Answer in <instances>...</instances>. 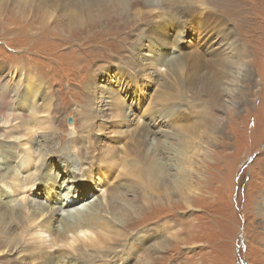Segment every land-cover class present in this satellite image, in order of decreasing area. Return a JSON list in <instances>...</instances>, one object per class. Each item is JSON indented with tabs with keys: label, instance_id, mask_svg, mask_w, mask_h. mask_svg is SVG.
<instances>
[{
	"label": "bare ground",
	"instance_id": "bare-ground-1",
	"mask_svg": "<svg viewBox=\"0 0 264 264\" xmlns=\"http://www.w3.org/2000/svg\"><path fill=\"white\" fill-rule=\"evenodd\" d=\"M4 1L0 0V11ZM240 1L235 6L231 5L241 12L244 8L248 14V18L241 21L244 27L239 29L240 39L238 36L232 38L229 23L219 14L220 8L214 4L207 5L205 0H16L15 9L11 6L5 13H0V19L8 15L5 17L7 21L19 24V28L14 27L15 30L24 32L34 42L47 43L48 48L45 50H34V43L28 50L38 54L33 56L36 60H45V64L54 61L57 67L61 60L69 65L62 58L70 52L69 40L76 36L70 38L69 33L76 31L78 34L84 32L85 35L95 33L108 36V44L111 45L112 38L116 40L121 31L115 29V25H110L121 21L127 24V15L135 10L130 19L142 18L144 26L143 23L139 26L131 21L133 25L124 27L126 30H123L120 38L128 39L129 44L137 39L140 41L132 48L135 51L133 54L126 55L124 59L115 57L113 65H127L144 73L146 68L141 67L142 62L136 57L138 51L144 47L150 49L153 45H157V49L170 45L177 55L164 61L157 56L155 61L151 60L146 65L152 68L164 65L169 69V62L177 61L180 54L186 75L209 76L211 81L207 94L215 104L222 105L227 101L222 95L232 101H245L247 98L243 88L246 65L241 64L243 61L240 60L250 56V53L243 51L246 50V44L248 47L255 45L253 49H256L262 42L263 28H257L263 22V17L257 16L263 11L261 0ZM134 3L140 4V8L136 6L131 9ZM27 5H30L28 9ZM61 20L66 33L57 28V34L55 27L49 30L51 21L55 23ZM192 32L196 35L198 45L195 44L196 47L192 46L191 51L184 53L181 43H192L193 37H187ZM144 41L147 44H143ZM60 48L64 50L57 53L56 49ZM56 53L57 59L54 58ZM17 71L14 68L13 74L5 79V103L1 105V109L5 107V115L1 113L0 116V126L5 125L2 140L7 148L5 159H0V182L5 179V184H10L13 194L11 199L5 195V204L0 203V255L15 254L12 260L5 259L2 264L5 261L12 264H101L99 261L109 255L104 249L113 242L127 240L131 221L145 209L156 204H170L172 208L173 200L179 205L189 206L190 198L196 195V179L202 177V165L198 157L204 149L203 145L206 146L200 140V137L205 136V131H199L197 127L189 133L194 126L184 133L166 129L167 119L160 109L143 110L146 120L136 119L142 114L135 110H142L137 74L130 73L126 78H121L122 82L118 78V89L108 93L95 88L88 89L85 103L80 105L83 108L80 112L81 131L77 130L76 125L71 126L68 133L70 138L64 141V129H60L54 117L55 105L51 93L41 98L43 108L40 110L35 107V97L32 108L29 105L23 112L14 111L19 101H16V94L12 91L23 84L21 76L13 78ZM19 71L21 75L27 73L21 67ZM184 81L190 96L198 93L201 85L197 78H185ZM30 83L28 80L24 82L26 91L23 95L36 91ZM90 83L91 80L85 82L86 85ZM128 86L130 89L136 87L132 95L126 91ZM126 100L129 101L125 103ZM11 110L13 112L6 113ZM120 121L136 123L132 136L123 144H120L119 138H114ZM209 128L206 127V132ZM101 130L105 134L94 137V131ZM14 146L18 148L17 153ZM165 155L170 162H175V165H171L175 169L172 175L167 172L166 163L163 162ZM113 173L116 176L111 182ZM38 190H44L49 195L45 204L37 201ZM98 191L101 193L97 195ZM259 196L258 205L264 211V189L259 192ZM13 200L18 203L11 205ZM48 223L52 224L51 230L47 229ZM43 232L51 237L50 240L40 237L39 234ZM149 238L150 234L144 231L143 236L133 235L131 243H128L135 249H141L143 259H140L139 264H149V259H153L159 248L147 245ZM141 241L146 245L141 244ZM55 245L60 251L53 255L49 249ZM65 245L69 249L64 253L61 249ZM261 249L264 257V239L261 240ZM46 253L52 256L47 257Z\"/></svg>",
	"mask_w": 264,
	"mask_h": 264
},
{
	"label": "rangeland",
	"instance_id": "rangeland-1",
	"mask_svg": "<svg viewBox=\"0 0 264 264\" xmlns=\"http://www.w3.org/2000/svg\"><path fill=\"white\" fill-rule=\"evenodd\" d=\"M11 1L5 0L3 2L0 13H5V10L11 6L15 9L16 0H13V3ZM237 2L241 3L240 0H205L207 5L214 4L220 8L219 14L229 23V30L233 39L237 36L240 39L239 29L244 27L241 21L248 18L244 8L242 12L233 8ZM261 3L263 4V8H261L263 11L261 14H257V16L263 17V24L257 25V28H263L261 46L253 49L255 45L248 47L246 44V50L243 51L250 53V56L240 60L243 61L242 63L239 61V63L246 65L243 88L247 98L245 101H232L227 98L228 96L222 95V98L227 100L222 105L215 104L207 94L208 83L211 81L209 76L200 74L195 77L191 73L186 75V68L180 54L177 61L169 62L171 63L169 69L164 65L156 68L146 65L151 60L155 61L157 56L159 59L163 58L164 61V59L177 55L178 53L170 45L162 49H157V45H153L154 47L150 49L144 47L138 51L136 57L138 56L141 60V67L145 66L144 73L135 71L133 67L127 65L126 67L125 65H113V63L115 64L113 62L115 57L121 56L124 59L126 55L133 54L135 51L133 52L132 48L138 45L140 41L137 39L133 44H129L128 39L120 38L123 30H126L124 27L129 24L133 25L131 21L139 26L143 23L142 18L130 19L134 16L135 10L127 15L129 17L127 24H123L121 21L110 25L111 27L115 25V29L121 31L116 40L112 38L110 44L113 47L108 44V36H100L95 33H91L90 36L85 35L84 32L78 34L76 31L69 33L70 38L76 35L75 38L69 40L70 52L62 56L69 62V65L61 60V64L57 67L54 66V61H48L45 64V60L43 62L36 60V57L33 56L38 54L30 53L28 50L33 43L35 44L34 50H45L48 48L47 43L34 42L31 38H27L28 36L26 37L24 32L15 30L14 27L19 28V24L15 21H7L5 17L8 15L0 19V116L1 113L5 115V107L1 109L2 103H5V79L11 73L13 74V70L16 68L18 71L13 75V78L18 79L21 76L23 84L12 91L16 94V101H19L16 103L14 111L23 112V110H27L24 108H28L29 105L32 108L31 103L36 98L35 107L40 110L43 108L41 98L51 93L55 105L54 117L57 119L56 122L60 129H64L62 140L67 141L70 138L68 133L71 126L76 125L77 130L81 131L82 117L80 112L83 108L80 105L85 103L86 91L92 88L102 93L117 90L118 78H126L131 73L137 74L141 86L142 98L139 105H141L142 110L140 112L139 108H135L136 112L141 114L143 110L160 109L167 119L165 125L168 127L166 129L170 128V130L184 133L190 126H194L189 133L197 127L199 131H205V136L200 137V140L203 142L201 144L206 146L203 145L204 149L198 157L202 165V177L196 179L197 183L194 186L196 195L190 198L189 206L179 205V202L174 200L171 203L174 205L172 208L169 207L170 204L160 206L153 202L156 205L150 206L149 210L145 209L146 211L144 210L140 216L131 221L128 229L129 238L108 245L104 250L109 255L99 263L139 264L140 259H143L141 249H135L128 243H131L132 240L130 239L133 235L143 236V232L147 231V235L150 234L147 245L159 247L155 251L153 259L151 258L152 261L149 259V264H264L261 251V240L264 239V211L258 205L260 201L259 192L264 189V0H261ZM140 6V4L134 3L131 9L140 8ZM26 7L28 9L30 5ZM121 16L126 17V15ZM145 16L148 17V14ZM7 22H9L8 25ZM29 26L26 28L29 29ZM49 27V30L55 27L54 31L57 34V28L66 33L62 20L55 23L51 21ZM194 35V32L187 34V37H193L192 43H181L184 47V53L191 51L192 46L198 45L196 35L195 37ZM143 44H147V42L144 41ZM195 44L197 45L195 46ZM56 50L59 53L64 49ZM57 53L55 59H57ZM20 67L27 72L25 75H21ZM131 69L134 71L132 72ZM185 78H197V82L201 85L198 93L194 94L195 96H190L189 91L185 88ZM26 80L31 82L30 84L36 91L32 94L23 95V92L26 91V84L24 85ZM87 80L88 82L91 80V83L86 85ZM126 91L132 95L133 91H136V87L130 89L128 86ZM203 92L206 94L203 95ZM128 101L126 100L125 103ZM10 112L13 110L6 111V113ZM138 117L136 118L138 120L145 119L143 113ZM68 118L71 119V124H68ZM203 122L206 124L200 126ZM135 124L120 121L114 138H119L120 144L127 142L135 130ZM206 127H210L208 133ZM4 129L5 125L0 126V159H5V154H7L5 141L2 140ZM101 131H94V137L95 135L102 137L105 131ZM54 141L59 142L57 139ZM17 149L14 146L16 153ZM23 156L25 157V155ZM118 160L121 161L119 158ZM163 162L166 163L167 172L172 175L175 169L171 165H175V162H170L166 155ZM115 176L116 174L113 173L110 177L111 182L114 181ZM11 191L10 184H5V179L0 182V203L5 204V195L9 199L13 197ZM37 192L39 193L37 201L45 204L49 195H46L44 190ZM100 193L101 191H98L97 195ZM17 203L16 200H13L11 205ZM3 206L2 204L1 207ZM51 225L46 224L47 229L51 230ZM39 235L47 240L51 238L46 232ZM141 244L146 245L143 241ZM57 248L56 245L52 246L49 252L56 255L60 251V248ZM68 249L69 246L65 245L61 252H68ZM47 254L49 253H46L47 257L52 256ZM13 257H15L13 253L9 256L0 255V264L5 259L12 260ZM3 264L12 263L5 261Z\"/></svg>",
	"mask_w": 264,
	"mask_h": 264
},
{
	"label": "water",
	"instance_id": "water-1",
	"mask_svg": "<svg viewBox=\"0 0 264 264\" xmlns=\"http://www.w3.org/2000/svg\"><path fill=\"white\" fill-rule=\"evenodd\" d=\"M67 122H68V124H71L72 123V121H71L70 118H68Z\"/></svg>",
	"mask_w": 264,
	"mask_h": 264
}]
</instances>
